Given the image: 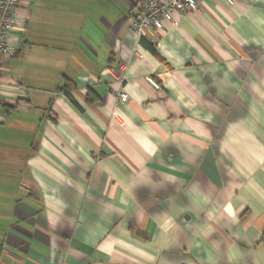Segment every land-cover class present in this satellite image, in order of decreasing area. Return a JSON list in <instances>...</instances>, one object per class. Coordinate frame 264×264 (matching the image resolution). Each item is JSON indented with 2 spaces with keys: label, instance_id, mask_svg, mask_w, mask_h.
<instances>
[{
  "label": "crops",
  "instance_id": "1",
  "mask_svg": "<svg viewBox=\"0 0 264 264\" xmlns=\"http://www.w3.org/2000/svg\"><path fill=\"white\" fill-rule=\"evenodd\" d=\"M233 1L139 37L140 0H22L0 264H264V0Z\"/></svg>",
  "mask_w": 264,
  "mask_h": 264
},
{
  "label": "built area",
  "instance_id": "2",
  "mask_svg": "<svg viewBox=\"0 0 264 264\" xmlns=\"http://www.w3.org/2000/svg\"><path fill=\"white\" fill-rule=\"evenodd\" d=\"M198 1L140 0L139 10L133 17L132 28L139 37H145L151 31H156L158 34L165 33L167 25H175L177 20L195 13L198 9ZM226 1L234 4L233 0ZM21 2L22 0H0V66L17 53L10 36L18 25L16 10ZM149 82L156 88L160 87L154 78H149ZM119 98L125 103L129 96L127 93H121Z\"/></svg>",
  "mask_w": 264,
  "mask_h": 264
}]
</instances>
